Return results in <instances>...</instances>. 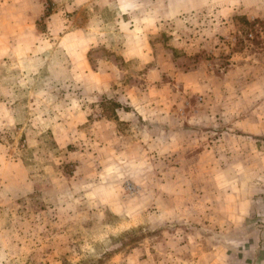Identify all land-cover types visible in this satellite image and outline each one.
I'll use <instances>...</instances> for the list:
<instances>
[{
  "label": "rangeland",
  "instance_id": "rangeland-1",
  "mask_svg": "<svg viewBox=\"0 0 264 264\" xmlns=\"http://www.w3.org/2000/svg\"><path fill=\"white\" fill-rule=\"evenodd\" d=\"M119 1L115 10L114 0H0V264H198L200 254L210 262L199 178L166 168L189 154L151 150L168 125L144 113L150 63L124 61L109 33L137 24L150 32L164 80L190 101L178 125L196 137L213 129L194 118L199 109L230 106L241 86L258 98L264 91L262 0H135L122 10ZM150 12L156 23L139 22ZM132 85L141 108L119 101ZM174 89L159 86L158 99L172 107ZM219 122L230 140L235 130Z\"/></svg>",
  "mask_w": 264,
  "mask_h": 264
},
{
  "label": "crops",
  "instance_id": "crops-1",
  "mask_svg": "<svg viewBox=\"0 0 264 264\" xmlns=\"http://www.w3.org/2000/svg\"><path fill=\"white\" fill-rule=\"evenodd\" d=\"M132 3L136 6L135 0H121L119 1L121 5L119 9L122 10V7L126 8ZM198 3L200 4L201 2ZM110 6L116 10L118 4L114 0ZM139 6L142 7L141 5ZM201 6L204 5L201 3ZM262 6H264V0H262ZM152 13L150 12L149 15L141 13L143 17H138L139 22L143 24L144 22L149 24L156 23L155 20H152ZM114 20L120 26L119 28H125L124 19L121 18L120 20V17L117 16ZM149 31L154 32L153 30ZM109 34H115L118 52L124 61L150 63V68L144 70V72H148V82H150L148 86L151 94L147 96H150L148 100L151 108L148 112L144 111V113L150 120L155 122L164 121L162 124L168 125L166 126L168 129L166 141L163 142V139L158 138L156 135L157 143L155 145H157V148L155 147L151 150L155 149L157 156L160 157L164 146L166 153L172 151L174 153L183 152L184 154H189L187 159H183L182 162L178 161L176 164L173 161L171 165H166V168H179L181 173L178 177L182 180L194 177L199 178L197 198L200 202H198L197 215L201 217L202 221L200 230L203 233H206L204 230H210L208 236L211 240L208 247L212 246L213 248V252L208 254L210 256V262L208 263L264 264V91L258 98L255 94H252V91L249 92L246 88L243 90L244 87L241 86V90L236 92L239 96L235 100L230 98L225 101V103H231L230 101H232L233 103L230 106L216 104L214 111L208 112L209 116L202 113L198 108V114H194V118L196 120L199 119V121L205 120V124L213 126V129L207 132L204 131L203 134L197 132L196 137L192 132L191 136H189V129L181 127H184L182 124L185 121L183 119L184 116H180V110H182V114H185L183 113L185 110L182 109L184 100H186V103H190V101L186 96H176L178 93L174 86L177 83H173V80L171 81L170 79L164 80L163 74L169 69L154 61L155 51L152 46L153 37L150 32L138 31L137 24L134 31L130 34ZM67 52L71 57L77 55V52L72 48L67 49ZM153 61L154 63H152ZM261 66L264 71V63ZM116 69L124 74L125 72H136L123 64L117 65ZM183 70L185 69H180L179 73ZM189 74L188 70L183 71L180 77L184 81L182 85L185 88L191 86V84L188 85L186 83V78ZM174 80L178 81L177 79ZM104 81H106V77L102 75V82ZM119 82L118 86L120 85ZM122 84L126 86L124 81ZM261 84V88L264 89V79ZM164 85L166 88L173 86L174 98L175 100L177 99V102L172 100V107H170L168 100L165 101V98L161 99L162 101L158 99V95L162 91L156 92V90L159 86L164 87ZM200 86L206 87L207 84L203 82ZM110 87L111 85L107 86V88ZM140 88V86L132 85V91L128 92L130 96H122L119 101L133 104L143 102L141 100L143 95H140L141 91H139ZM119 91H122V88H119ZM103 94H107V92H103ZM107 96L111 97L108 94ZM178 99H181V101L179 102ZM241 99L247 105L246 109L241 107ZM209 105L211 106L212 104ZM141 107V104H139V108ZM163 108L167 110L165 111ZM126 116L125 111L119 112L120 118ZM180 119L181 126L178 125ZM222 120L228 121L229 128L235 130L230 134V140L225 138L227 136L226 133L217 132L216 128L220 125L219 121ZM175 122L177 124H173ZM156 157L155 160L157 159ZM173 158L178 157L174 156ZM191 169H196V171L190 173ZM189 181L192 183L191 180ZM202 259L205 260V255L202 257L200 254L197 260L198 264L201 263Z\"/></svg>",
  "mask_w": 264,
  "mask_h": 264
}]
</instances>
